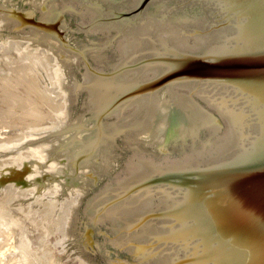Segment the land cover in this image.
<instances>
[{
	"label": "rangeland",
	"instance_id": "rangeland-1",
	"mask_svg": "<svg viewBox=\"0 0 264 264\" xmlns=\"http://www.w3.org/2000/svg\"><path fill=\"white\" fill-rule=\"evenodd\" d=\"M157 2L0 0V82L9 76L12 85L3 81L0 91L3 84L18 97L7 94L6 106L11 99L0 93L8 99L0 102V264H172L164 209L121 188L135 171L218 161L235 132L220 103L152 72L162 58L201 57L213 35L204 14L156 11ZM26 51L31 60L52 53L46 65L32 60L28 72L20 69ZM65 205L71 210L59 233Z\"/></svg>",
	"mask_w": 264,
	"mask_h": 264
},
{
	"label": "water",
	"instance_id": "water-1",
	"mask_svg": "<svg viewBox=\"0 0 264 264\" xmlns=\"http://www.w3.org/2000/svg\"><path fill=\"white\" fill-rule=\"evenodd\" d=\"M156 11L204 14L201 57L152 72L220 103L235 135L218 161L135 171L121 190L164 209L172 264H264V0H158Z\"/></svg>",
	"mask_w": 264,
	"mask_h": 264
},
{
	"label": "bare ground",
	"instance_id": "bare-ground-1",
	"mask_svg": "<svg viewBox=\"0 0 264 264\" xmlns=\"http://www.w3.org/2000/svg\"><path fill=\"white\" fill-rule=\"evenodd\" d=\"M40 16H41V15H40ZM102 31H103V30H102ZM107 31H108V29H107ZM89 32H90V31H89ZM194 36H195V35H194ZM157 38H158V37H157ZM198 38H199V37H198ZM38 39H39V38H38ZM163 39H164V38H163ZM199 39H200V38H199ZM161 40H162V39H161ZM179 40H180V39H179ZM191 40H192V38H191ZM196 40H197V39H196ZM196 40H195V41H196ZM159 41H160V40H159ZM164 41H165V39H164ZM20 42H21V41H20ZM20 42H19V43H20ZM160 42H162V41H160ZM193 42H194V40H193ZM204 42H205V41H204ZM14 43H15V42H14ZM14 43H13V45H10V48H12V46H13V48H14L15 45H17V44H14ZM191 43H192V41H191ZM197 43H200V42H197ZM10 44H12V43H10ZM193 44H194V43H193ZM193 44H192V45H193ZM18 45H19V44H18ZM7 46H8V45H7ZM150 46H151V45H150ZM194 46L196 47V42H195V45H194ZM197 46H198V45H197ZM206 46H207V45H206ZM19 47H20V46H19ZM21 47H22V44H21ZM122 47H123V46H122ZM160 47H162V46H160ZM195 47H193V48H195ZM3 48H4V46H3ZM3 48H2V49H3ZM8 48H9V47H8ZM23 48H24V47H23ZM26 48H27V47H26ZM26 48H25V49H26ZM180 48H182V47H180ZM190 48H191V47H190ZM2 49H1V51H2ZM16 49L18 50V47L15 48V50L12 49V51H9V50H8V52L15 53V52H13V51H16ZM27 49H28V48H27ZM27 49H26V50H27ZM29 49H30V48H29ZM31 49H32V48H31ZM53 49H54V48H53ZM184 49L187 50L188 48H184ZM196 49H197V48H196ZM196 49H194V50H196ZM3 50H4V49H3ZM6 50H7V49H6ZM19 50H20V49H19ZM55 50H56V49H55ZM178 50H179V49H178ZM181 50H183V49H181ZM191 50H192V49H191ZM194 50H193V51H194ZM21 51H22V50H21ZM28 51H29V50H28ZM31 51H33V49H32ZM46 51H48V50H46ZM148 51H150V50H148ZM152 51H154V50H152ZM156 51H157V50H156ZM189 51H190V50H189ZM16 52H17V51H16ZM29 52H30V51H29ZM50 52H51V51H49V53H50ZM122 52H124V51L122 50ZM2 53H3V52H2ZM2 53H1V54H2ZM26 53H27V54H25L26 56H25L24 54H23V55H24L26 58H29V59H27V60H29V61H26V62H25V63L28 64V65L26 64V66H29V69H28L26 66H25V69L22 67V65L24 66V64H25V63L23 62L24 60H23V61L21 60L24 64H22L21 62L19 63V65L22 64L20 69H21V70H24V71L28 70V72H29V70H30V65H31V64L33 65L32 60H33L34 64L37 63V65H38V62H41L42 64H39V65H43V62H44V61H45V62H48V59H50V58H47V55H46L48 52H46V54H45V52L43 51V54H45V55H43V54H38L40 58H39V57H36V58H33V57H32V58H33L32 60H31V57H28L30 54L28 55V52H27V51H26ZM37 53H39L38 50H37ZM41 53H42V52H41ZM49 53H48V54H49ZM51 53H52V52H51ZM154 53H155V52H154ZM158 53H159V52H158ZM54 54H55V53H54ZM54 54H53V55H54ZM148 54H149V52H148ZM151 54H152V53H151ZM155 54H156V53H155ZM201 54H202V53H201ZM2 55H3V54H2ZM21 55H22V54H21ZM21 55H20V56H21ZM27 55H28V56H27ZM38 55H37V56H38ZM0 56H1V55H0ZM4 56H5V54H4ZM12 56H13V55H11V57H12ZM14 56H15V55H14ZM24 56H21L20 58H23ZM48 56H50V55H48ZM1 57H2V56H1ZM8 57H9V56H8ZM11 57H10V58H11ZM16 57L18 58V56H16ZM25 57H24V58H25ZM34 57H35V56H34ZM4 58H5V57H4ZM13 58H14V57H12V59H13ZM17 58H16V60H17ZM24 58H23V59H24ZM26 58H25V60H26ZM53 58H54V57H53ZM53 58L51 57L52 60H53ZM8 59H9V58H7L6 61H9V60H10V59H9V60H8ZM19 60H20V59H18L17 62H19ZM35 60H36L37 62H36ZM43 60H44V61H43ZM54 60H55V58H54ZM3 61H5V60L3 59ZM11 61H14V59L11 60ZM49 61H50V62H49L48 64L51 63V60H49ZM14 62H15V61H14ZM14 62H13V63H14ZM45 62H44V65H46ZM1 63H2V62H1ZM8 63L10 64V62H8ZM11 64H12V62H11ZM48 64H47V65H48ZM5 65H7V64H5ZM13 65H15V63H14ZM17 65H18V63H17ZM17 65H16V66H17ZM52 66H53V65H52ZM48 67H49V70H50V69H51L50 66H48ZM18 68H19V66H18ZM18 68H17V69H18ZM20 69H19V70H20ZM19 70H18V71H19ZM21 70L19 71V73H18V71H17V73H16V71H15V73L18 75V74H20ZM46 70H48V69H46ZM52 70H53V69H52ZM148 70H149V69H148ZM22 72H23V71H22ZM22 72H21L20 75H23V74H24V72H23V73H22ZM49 72H50V73H52V72L54 73V71L51 72V70H50ZM49 72H48V73H49ZM26 73H27V72H25V74H24V77H23L24 79L26 78V77H25ZM56 73H57V72H56ZM27 74H28V73H27ZM57 74H58V73H57ZM134 74H135V73H134ZM2 75H3V74H2ZM31 75H32V74H31ZM47 75H48V74H47ZM50 75H51V74H50ZM5 76H8V75L6 74ZM87 76H88V75H87ZM124 76H125V74H124ZM2 77H3V78H1V80H2V79L6 80V79H8L9 76L6 77V79H5L4 76H2ZM49 77H50V76H49ZM51 77H52V76H51ZM51 77H50V79H51ZM20 78H21V76H20ZM20 78H19V81H20ZM23 78H21V80H22ZM31 78H32V77H31ZM31 78H30V80L28 79V80H29L28 82L30 83V81L32 80V82L35 83L34 80H33L34 77H33L32 79H31ZM119 78H120V77H119ZM9 79H10V77H9ZM124 79H126V78H124ZM4 80H3V81H4ZM25 80H27V79H25ZM128 80H129V78H128ZM3 81H1L0 83H3ZM7 81H8V80H7ZM7 81H4V82H5L4 84H6ZM10 81H11V79H10ZM19 81L17 80V83H16L17 85H18V82H19ZM87 81H88V80H87ZM90 81H92V80H90ZM90 81H89V82H90ZM20 82H24V80H22V81H20ZM52 82H54V81H52ZM33 83H31V84H33ZM105 83H107V82H105ZM119 83H120V82H119ZM130 83H131V82H130ZM7 84H10V83H7ZM7 84H6V85H7ZM22 84H24V83H22ZM31 84H30L29 87H30V88L33 87V89L35 88L34 90H36V89H37V86H34V85L31 86ZM107 84H108V83H107ZM2 85H3V84H1V89H3V91H6V95H5V96H7V94H11V93H12V91H11V92H7V90L10 88L9 86H10L11 84L8 86V87H9L8 89L6 88V90H4V87L2 88ZM6 85H5V87H6ZM17 85H16V86H17ZM35 85H37V82H36ZM109 85H110V84H109ZM129 85H130V84H129ZM147 85H148V84H147ZM11 86H12V85H11ZM16 86H15V87H16ZM18 86H19V85H18ZM20 86H21V85H20ZM23 86H24V85H23ZM25 86H26V89H25L24 91L26 92V91H27V85H25ZM52 86H54V85H52ZM101 86H102V85H101ZM101 86H100V87H101ZM105 86H106V84H105ZM110 86H111V85H110ZM113 86L115 87V85H113ZM170 86H171V85H170ZM55 87H56V84H55ZM19 88H21V87H19ZM23 88H24V87H23ZM85 88H86V87H85ZM108 88H109V87H108ZM112 88H113V87H112ZM117 88L119 89V87H117ZM166 88H168V87L166 86ZM16 89H17V87H16ZM52 89H53V88H52ZM52 89H51V90H52ZM105 89H107V87H106ZM120 89H122V88L120 87ZM13 90L15 91L14 88H13ZM29 90H30V89H29ZM55 90H56V89H55ZM88 90H89V88L87 89V91H88ZM97 90H98V89H97ZM110 90H113V89H110ZM114 90H115V89H114ZM169 90H170V89H168V91H169ZM3 91H0V93L3 92ZM16 91H17V90H16ZM52 91H53V90H52ZM90 91H91V90H90ZM90 91H89V92H90ZM53 92H55V91H53ZM57 92H58V91H57ZM57 92H55V95H56ZM47 93H48V92H47ZM101 93H102V92H101ZM148 93H149V92H148ZM13 94H14V93H12V95H10V96H12V97L14 98V96L16 95V93L14 94V96H13ZM23 94H24V93H23ZM50 94H51V93H50ZM50 94H49V95H50ZM59 94H60V93H59ZM97 94H98V93H97ZM149 94H150V93H149ZM0 95L3 96V93L0 94ZM45 95H46V93H45ZM51 95H54V94H51ZM51 95H50V96H51ZM55 95H54V96H55ZM90 95H91V94H90ZM156 95H157V94H156ZM16 96H17V95H16ZM16 96H15V97H16ZM18 96H19V95H18ZM57 96H58V94H57ZM57 96H55V97H57ZM115 96H116V95H115ZM115 96H113V98H114ZM8 97H9V95L7 96V98H8ZM22 97H23V96H22ZM22 97H21V95L19 96V98H21V99H22ZM55 97H54V99H55ZM180 97H181V96H180ZM5 98H6V97H5ZM5 98H3V99H5ZM16 98L18 99V97H16ZM52 98H53V97H52ZM93 98H94V97H93ZM111 98H112V97H111ZM143 98H144V97H143ZM173 98H174V96H173ZM173 98H172V99H173ZM8 99H11L10 102L7 101ZM8 99H6V101L8 102V103H5V104H7L6 106H8L9 103H10L9 105L12 104V103H11V102H12V98L9 97ZM21 99H20V100H21ZM23 99H24V97H23ZM23 99L21 100L22 102H21V101H18V102H21V104H22V103H23ZM56 99H57V98H56ZM58 99H59V97H58ZM141 99H142V97H141ZM144 99H145V98H144ZM150 99H151V98H150ZM159 99L161 100V98H159ZM159 99H157V101H158ZM204 99H205V98H204ZM204 99H203V100H204ZM160 100H159V101H160ZM1 101H2V99H1ZM1 101H0V102H1ZM4 101H5V100H4ZM4 101H2L3 104H4ZM6 101H5V102H6ZM57 101H58V100H57ZM57 101H56V103H57ZM18 102H17V103H18ZM106 102H107V101H106ZM142 102H143V101H142ZM149 102H150V101H149ZM210 102H211V101H210ZM54 103H55V102H54ZM54 103H53V104H54ZM128 103H129V102H128ZM128 103H126V104H128ZM144 103H145V102H144ZM176 103H178V102H176ZM1 104H2V103H1ZM18 104H19V103H18ZM18 104H17V105H18ZM58 104H59V103H58ZM99 104H100V103H99ZM148 104H149V103H148ZM148 104H147V105H148ZM157 104H158V103H157ZM207 104H208V103H207ZM211 104H213V103H211ZM211 104H209V105H211ZM56 105H57V104H56ZM131 105H132V104H131ZM138 105H139V102H138ZM125 106H126V105H125ZM155 106H156V105H155ZM10 107H11V106H9V108H10ZM38 107L40 108V106H38ZM145 107H146V106H145ZM151 107H152V106H151ZM121 108H122V107H121ZM123 108H124V107H123ZM139 108H140V107H139ZM35 109H36V108H35ZM124 109H125V108H124ZM147 109H148V108H147ZM10 110H13V109L10 108ZM10 110H8V111H10ZM101 110H102V109H101ZM121 110H122V109H121ZM154 110H156V109H153L152 112H154ZM117 112H118V111H117ZM154 113H155V112H154ZM154 113H152V114H154ZM35 114H38V113L35 111ZM121 114H122V113H121ZM187 114H188V113H187ZM222 116H223V115H222ZM152 120H154V119H152ZM228 123H229V122H228ZM230 125H231V124H230ZM147 126H148V125H147ZM228 126H229V125H228ZM230 127L232 128V126H230ZM230 131H231V129H230ZM193 137H194V136H193ZM197 138H198V137H197ZM194 140H195V139H194ZM193 144H194V143H193ZM203 146H204V145H203ZM199 147H201V146H199ZM222 147H223V146H222ZM222 147H219L220 150H221ZM208 148H209V147H208ZM214 148H216V147H214ZM219 148H218V149H219ZM202 149H203V148H202ZM205 149H206V148H205ZM209 149H211V147H210ZM226 149H227V148H226ZM207 150H208V149H207ZM207 150H206V151H207ZM212 150H213V149H212ZM212 150H209V151L211 152ZM202 151H203V150H202ZM202 151H201V152H202ZM204 151H205V150H204ZM215 151H216V150H215ZM215 151H213V152H215ZM224 151H225V150H224ZM193 152H194V151H193ZM197 152H199V151L197 150ZM197 152H196V153H197ZM201 152H200V155H201ZM219 152H220V151H219ZM219 152H218V153H219ZM196 153H195V154H196ZM208 153H209V152H208ZM220 153H221V155H222L223 152H220ZM202 154H203V153H202ZM214 154H215V153H214ZM211 155H212V154H211ZM215 155H216V154H215ZM188 156H189V155H188ZM194 156H195V155H194ZM196 156H197V154H196ZM201 156H202V155H201ZM208 156L210 157V155H208ZM189 158H190V157H189ZM198 158H199V155H198ZM207 158H208V157H207ZM213 158H215V157L213 156ZM186 159H187V158H186ZM191 159H193V158H191ZM208 159H209V158H208ZM208 159H207V160H208ZM210 159H211V157H210ZM189 161H190V160H189ZM194 162H195V161H194ZM176 163H177V162H176ZM186 163H188V160H187ZM195 163H196V162H195ZM198 163H199V162H198ZM178 164H179V163H178ZM175 165H176V164H175ZM175 165H174V166H175ZM176 166H177V165H176ZM186 166H187V165H186ZM166 167H167V166H166ZM170 167H172V166L170 165ZM181 167H182V166H181ZM184 167H185V166H184ZM148 168H149V167H148ZM178 168H180V166H179ZM138 169H139V168H138ZM165 169H166V168H165ZM148 171H149V170H148ZM8 187H9V186H8ZM8 187H7V188H8ZM10 189H11V188H10ZM5 190H6V189H5ZM8 190H9V188H8L6 191H8ZM11 190H12V189H11ZM11 190H9V191H11ZM13 190H14V189H13ZM13 190H12V192H13ZM14 191H15V190H14ZM19 191H20V190H19ZM19 191H18V192H19ZM21 191H22V190H21ZM23 191L27 193L26 190H23ZM16 193H17V192H16ZM26 193H25V194H26ZM6 194H8V193L6 192ZM12 195H13V194H12ZM15 195H18V194H14V197H15ZM20 195H22V194L19 193V196H20ZM7 197H9V195H8ZM127 198H128V197H127ZM127 198H126V199H127ZM131 198H133V196H132ZM144 198H145V197H144ZM149 198H150V197H149ZM8 199H10V198H8ZM145 199H146V198H145ZM145 199H144V200H145ZM147 200H148V199H147ZM151 200H152V199H151ZM127 201H128V200H127ZM127 201H126V202H127ZM134 201H135V200H134ZM142 201H143V200H142ZM67 202H71V204L73 205L74 202H75V200H71V201L69 200V201H67ZM120 202H121V201H120ZM139 202H141V201L139 200ZM144 202H145V201H144ZM130 203H131V202H130ZM132 203H133V201H132ZM154 203H156V202H152L151 204H154ZM128 204H129V203H128ZM138 204H140V203H138ZM67 205H68V203H67ZM67 205H65V206L62 208L61 216H60V217L57 219V221L55 222L56 225H57L56 227L59 229V231L62 230V232L64 231V230H63V229H64V224H65V222H64L65 219H64V218H66V216L68 215V213H69L70 210H71V206L69 207V206H67ZM122 205H123V204H122ZM118 206H119V204H118ZM118 206H117V208H118ZM134 206H136V204H135ZM52 207H53V206H52ZM113 207H116V206H113ZM131 207H132V206H131ZM146 207H147V206H146ZM117 208H116V209H117ZM126 208H127V207H126ZM128 208H130L129 205H128ZM135 208H136V207H135ZM135 208H134V209H135ZM110 209H111V208H110ZM122 209H123V208H122ZM147 209H148V208H147ZM108 210H109V209H108ZM113 210H114V208H113ZM119 210H121V209H119ZM123 210H124V209H123ZM145 210H146V209H145ZM110 211H111V210H109V212H110ZM117 211H118V210H117ZM47 212H48V211H47ZM47 212H46V213H47ZM50 212H51V210H50ZM50 212H49V213H50ZM106 212H107V211H106ZM123 212H124V211H123ZM146 212H147V211H146ZM38 213H39V212H38ZM119 213H120V211H119L117 214H119ZM121 213H122V212H121ZM131 213H132V212H131ZM138 213H139V212H138ZM138 213H136L135 216H136ZM140 213H141V212H140ZM142 213H143V212H142ZM35 214H37V213H35ZM40 214H41V213H40ZM47 214H48V213H47ZM110 214H111V213H110ZM113 214H115V213H113ZM132 214H133V213H132ZM2 215H3V214H2ZM45 215H46V214H45ZM127 215H128V214H127ZM127 215H126V216H127ZM140 215H141V214H140ZM140 215H139V216H140ZM43 216H44V215H43ZM50 216H52V215H50ZM107 216H108V215H107ZM129 216H130V215H129ZM137 216H138V215H137ZM141 216H143V215H141ZM27 217H28V216H27ZM27 217H26V219H28ZM32 217H33V215H32ZM34 217H36V216H34ZM37 217H38V216H37ZM41 217H42V215H41ZM41 217H40V218H41ZM99 217H101V216H99ZM104 217H105V216H104ZM122 217H123V216H122ZM29 218H31V215H30ZM33 219H34V218H33ZM42 219H43V218H42ZM47 219H48V218H47ZM47 219H46V220H47ZM160 219H161V218H160ZM160 219H159V220H160ZM164 219H165V218H164ZM36 220H37V219H36ZM102 220H103V218H102ZM104 220H108V219L105 218ZM132 220H133V219H132ZM27 221H29V220H27ZM38 221H39V220H38ZM115 221H116V220H115ZM129 221H130V220H129ZM134 221H135V220H134ZM134 221H133V222H134ZM36 222H37V221H36ZM47 222H48V221H47ZM130 222H131V221H130ZM150 222H151V221H150ZM29 223H31V220H30ZM44 223H45V222H44ZM101 223H102V222H101ZM32 224H33V222H32ZM41 224H42V222H41ZM33 225H34V224H33ZM37 225H38V223H37ZM39 225H40V224H39ZM166 225H167V224H166ZM40 226H41V225H40ZM40 226H39V227H40ZM44 226H45V225H44ZM42 227H43V226H42ZM48 227H49V226H48ZM128 227H129V226H128ZM144 227H145V226H144ZM33 228H34V227H33ZM36 228H37V226H36ZM51 228H52V224H51ZM116 228H117V227H116ZM145 228H147V227H145ZM37 229H40V228H37ZM55 229H56V228H55ZM58 229H57V231H58ZM113 229H114V228H113ZM137 229H138V228H137ZM140 229H141V228H139V231H140ZM40 230H47V228H46V229H40ZM50 230L52 231V229H50ZM48 231H49V229H48ZM51 231H50V233H53V232H51ZM137 231H138V230H137ZM26 232H27V231H26ZM131 232H132V231H131ZM27 233H28V232H27ZM59 233H61V231H60ZM63 233H64V232H63ZM145 233H146V232H145ZM164 233H165V232H163V234H164ZM29 234H30V233H29ZM43 235H46V234H43ZM50 235H51V234H50ZM132 235H133V234H132ZM148 235H149V234H148ZM39 236H41V235H39ZM28 237H29V236H28ZM37 237H38V235H37ZM37 237H36V238H37ZM133 237H135V235H133ZM136 237H137V235H136ZM136 237H135V238H136ZM144 237H145V236H144ZM34 238H35V237H34ZM46 238H47V237H46ZM147 238H148V237H146L145 239H147ZM152 238H153V237H152ZM23 239L25 240V236H24ZM28 239H30V237L27 238V240H28ZM31 239H33V238H31ZM138 239H141V237L139 236ZM11 240H12V239H11ZM142 240H143V238H142ZM30 241H31V240H30ZM34 241H36V240H34ZM37 241H38V240H37ZM44 241H45V239H44ZM44 241H43V243H44ZM128 241H130V240H128ZM144 241H146V240H144ZM144 241H143V242H144ZM146 242H147V241H146ZM23 243H24V241H23ZM25 243H26V242H25ZM25 243H24V247L27 245V244H25ZM37 243H38V242H37ZM21 244H22V243H21ZM33 244H34V242H33ZM58 244H59V243H58ZM22 245H23V244H22ZM22 245H21V246H22ZM39 245H40V241H39ZM43 245H44V244H43ZM127 245H128V243H127ZM129 245H130V244H129ZM36 246H37V245H36ZM9 247H10V246H9ZM38 247H39V246H38ZM42 247H44V246H42ZM42 247H41V248H42ZM26 248L28 249L29 247L26 246ZM5 249H6V248H5ZM7 249H9V248H7ZM7 249H6V250H7ZM38 249H39V248H38ZM28 250H29V249H28ZM148 250H149V249H148ZM146 251H147V250H146ZM4 252H5V250H3V249L1 250V249H0V260H2L1 258H3V254H4ZM47 253H48V252H47ZM149 253H150V252H149ZM48 254H49V253H48ZM46 256H47V255H46ZM46 256H45V258H46ZM48 257H49V256H48ZM163 257H164V256H163ZM40 258H41V256H40ZM42 258H43V257H42ZM49 258H51V256H50ZM77 259H78V258H77ZM80 260H81V258H80ZM42 261H43V260H42ZM78 261H79V260H78ZM44 262H46V261H44ZM146 262H147V261H146ZM149 262H150V261H149ZM152 262H155V261H152ZM80 263H81V262H80ZM23 264H24V262H23ZM30 264H31V263H30ZM32 264H33V263H32ZM78 264H79V263H78ZM82 264H85V261H84V262L82 261ZM141 264H142V263H141ZM148 264H149V263H148ZM156 264H157V261H156Z\"/></svg>",
	"mask_w": 264,
	"mask_h": 264
}]
</instances>
